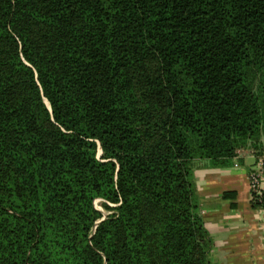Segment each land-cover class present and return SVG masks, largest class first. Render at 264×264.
<instances>
[{
  "label": "trees",
  "instance_id": "16d2710c",
  "mask_svg": "<svg viewBox=\"0 0 264 264\" xmlns=\"http://www.w3.org/2000/svg\"><path fill=\"white\" fill-rule=\"evenodd\" d=\"M247 147L264 0H0V264H211L195 170Z\"/></svg>",
  "mask_w": 264,
  "mask_h": 264
},
{
  "label": "crops",
  "instance_id": "0c3cea01",
  "mask_svg": "<svg viewBox=\"0 0 264 264\" xmlns=\"http://www.w3.org/2000/svg\"><path fill=\"white\" fill-rule=\"evenodd\" d=\"M243 150L229 165L195 170L196 197L213 242L211 264H264V227L250 200L254 149Z\"/></svg>",
  "mask_w": 264,
  "mask_h": 264
},
{
  "label": "built area",
  "instance_id": "2783aa9c",
  "mask_svg": "<svg viewBox=\"0 0 264 264\" xmlns=\"http://www.w3.org/2000/svg\"><path fill=\"white\" fill-rule=\"evenodd\" d=\"M243 149L237 150V158L243 154ZM255 162L249 172L250 200L261 214L264 227V153H256Z\"/></svg>",
  "mask_w": 264,
  "mask_h": 264
},
{
  "label": "rangeland",
  "instance_id": "374dc122",
  "mask_svg": "<svg viewBox=\"0 0 264 264\" xmlns=\"http://www.w3.org/2000/svg\"><path fill=\"white\" fill-rule=\"evenodd\" d=\"M104 200L103 199H97L96 200V206L105 214L108 215L109 213L113 212L108 210L105 205H104Z\"/></svg>",
  "mask_w": 264,
  "mask_h": 264
},
{
  "label": "water",
  "instance_id": "95a60500",
  "mask_svg": "<svg viewBox=\"0 0 264 264\" xmlns=\"http://www.w3.org/2000/svg\"><path fill=\"white\" fill-rule=\"evenodd\" d=\"M104 219V218H103Z\"/></svg>",
  "mask_w": 264,
  "mask_h": 264
}]
</instances>
